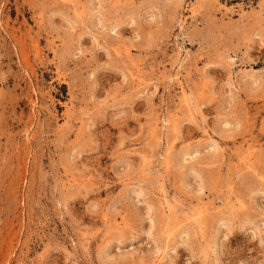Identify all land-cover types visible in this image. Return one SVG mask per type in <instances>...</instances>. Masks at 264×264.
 Masks as SVG:
<instances>
[{"label": "rangeland", "instance_id": "obj_1", "mask_svg": "<svg viewBox=\"0 0 264 264\" xmlns=\"http://www.w3.org/2000/svg\"><path fill=\"white\" fill-rule=\"evenodd\" d=\"M0 264H264V0H0Z\"/></svg>", "mask_w": 264, "mask_h": 264}]
</instances>
